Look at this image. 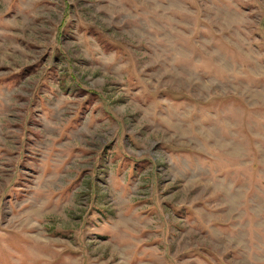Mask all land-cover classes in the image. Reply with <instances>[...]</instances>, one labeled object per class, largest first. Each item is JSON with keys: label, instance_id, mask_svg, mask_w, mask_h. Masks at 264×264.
<instances>
[{"label": "rangeland", "instance_id": "rangeland-1", "mask_svg": "<svg viewBox=\"0 0 264 264\" xmlns=\"http://www.w3.org/2000/svg\"><path fill=\"white\" fill-rule=\"evenodd\" d=\"M0 264H264V0H0Z\"/></svg>", "mask_w": 264, "mask_h": 264}]
</instances>
